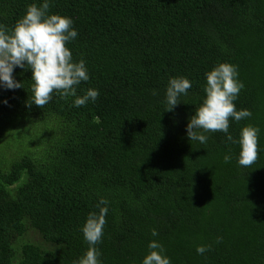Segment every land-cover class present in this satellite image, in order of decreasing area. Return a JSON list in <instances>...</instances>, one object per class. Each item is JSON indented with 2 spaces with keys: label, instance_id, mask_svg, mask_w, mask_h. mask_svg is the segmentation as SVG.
I'll return each instance as SVG.
<instances>
[{
  "label": "trees",
  "instance_id": "16d2710c",
  "mask_svg": "<svg viewBox=\"0 0 264 264\" xmlns=\"http://www.w3.org/2000/svg\"><path fill=\"white\" fill-rule=\"evenodd\" d=\"M41 2L0 0V23L12 28ZM49 11L78 32L66 46L90 79L77 96L100 95L77 108L76 97L54 92L38 106L31 69L20 67L13 76L23 87L0 86V143L18 150L0 155V264L78 261L89 247L82 227L102 197L103 264H141L151 240L172 264H264V0H54ZM222 62L237 65L245 85L237 110L252 112L230 118L229 132L261 130L250 167L223 132L206 133V144L186 134L205 73ZM181 76L192 87L166 111L169 79ZM198 245L211 247L199 254Z\"/></svg>",
  "mask_w": 264,
  "mask_h": 264
},
{
  "label": "clouds",
  "instance_id": "9594fccd",
  "mask_svg": "<svg viewBox=\"0 0 264 264\" xmlns=\"http://www.w3.org/2000/svg\"><path fill=\"white\" fill-rule=\"evenodd\" d=\"M54 0H42L41 3H31L25 14L16 24L9 26L0 23V86L6 89H17L23 84L17 81L13 72L16 67L31 69L33 102L43 107L52 99L54 92L61 96L76 97L74 106L79 108L91 100L95 102L100 93L98 89L89 88L83 96H77V86L82 81H88L90 74L86 62L73 59L72 51L66 45L78 36L71 17L50 13ZM205 97L195 114L186 126V134L190 141L206 144L209 136L206 133L223 132L227 140L240 146L239 165L250 167L261 151L259 147L260 128L247 125L240 131L239 138H234L229 132L230 118L239 122L252 116L249 109L237 110L235 101L245 87L239 79L238 66L222 62L205 73ZM192 87V81L187 77H172L166 89V111H172L180 102V97L187 96ZM153 94H157L153 91ZM7 103V100L4 101ZM225 161L231 159L225 155ZM109 201L101 198L98 207L99 214L90 213L82 227L84 239L88 242V250L73 264H103L100 249L102 242ZM152 229V236H158ZM222 239L218 237L219 241ZM151 250L141 264H172L166 254L164 245L158 240L148 244ZM211 245H198L196 251L204 254Z\"/></svg>",
  "mask_w": 264,
  "mask_h": 264
},
{
  "label": "rangeland",
  "instance_id": "374dc122",
  "mask_svg": "<svg viewBox=\"0 0 264 264\" xmlns=\"http://www.w3.org/2000/svg\"><path fill=\"white\" fill-rule=\"evenodd\" d=\"M0 145L3 147V149H2V147H0V155L3 156L2 158L6 157V158H7V159H6L7 161H8L9 159H12L13 157H15V156L17 155V152H18L17 149L12 148V149L9 150V149L7 148V147H8V142H7L6 140L1 141ZM7 161H6V162H7ZM27 234H28L27 238H28V239H31L33 242H36V243H43V241L41 240V238H40V236L37 234V232H35V231H30V232H28Z\"/></svg>",
  "mask_w": 264,
  "mask_h": 264
}]
</instances>
